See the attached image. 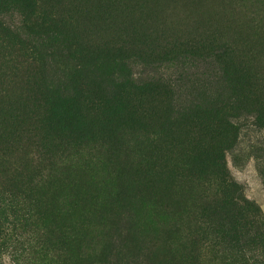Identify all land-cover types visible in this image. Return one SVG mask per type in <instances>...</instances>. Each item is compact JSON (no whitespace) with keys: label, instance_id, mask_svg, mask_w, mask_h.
<instances>
[{"label":"rangeland","instance_id":"374dc122","mask_svg":"<svg viewBox=\"0 0 264 264\" xmlns=\"http://www.w3.org/2000/svg\"><path fill=\"white\" fill-rule=\"evenodd\" d=\"M162 1L39 0L34 16L3 15L19 39L0 38V264H177L176 236L150 214L171 190L164 177L139 187L133 174L161 160L171 170L194 147L212 111L233 100L227 72H240L249 100L264 105V0ZM97 57L122 69L109 87L90 85L103 74ZM82 68L93 72L79 92L85 105L125 84L137 117L48 125L46 88L70 96ZM250 109L230 112L239 133L225 162L264 216V129Z\"/></svg>","mask_w":264,"mask_h":264},{"label":"trees","instance_id":"16d2710c","mask_svg":"<svg viewBox=\"0 0 264 264\" xmlns=\"http://www.w3.org/2000/svg\"><path fill=\"white\" fill-rule=\"evenodd\" d=\"M38 1L0 0V38L3 41L19 39L2 21L8 9L19 10L26 17L34 16L36 12L33 8H36ZM39 22L34 23L37 24L34 26L36 29ZM17 45L23 46V43L18 42ZM91 61L103 74L99 81L94 79L97 82L93 81L90 85L101 83L109 87L111 80L116 79L114 76H121L122 69L117 63L98 57ZM92 74L83 68L75 72L71 79L73 91L70 96L63 94L64 86H51L56 87L54 90L46 88L43 107L48 125L66 131L84 129L96 122L104 125L113 121L114 115L125 112L137 117L134 103L139 101L134 99L136 94L125 84H116L109 99L98 98L85 105L79 92L84 81ZM240 74L235 70L227 72V81L234 87L232 102L212 111L213 117L205 123L201 132L203 136L175 161L171 170L164 167L165 160H159L160 165L152 164L151 167L155 169L151 172L138 170L133 174V180L137 176L139 187L146 177L147 185L153 179L164 177L168 184L166 187L171 190L172 197L168 200L160 198L162 206L156 203L150 214L157 218L156 224L161 226L165 236H176L173 241L176 244L174 260H178L177 264H201L199 260L206 255L212 260H221L223 264H264V216L260 208L244 196L242 187L232 179L225 162V153L234 148L239 133V127L231 122L237 117L230 112L251 111L250 108L256 105L258 109L253 112L255 125L264 129V105L249 100L242 83L244 77ZM158 90L152 86L140 89L148 92L147 96H153ZM156 97L158 94L153 99ZM146 156L151 157L152 154ZM189 229L192 236L187 240L186 231Z\"/></svg>","mask_w":264,"mask_h":264},{"label":"bare ground","instance_id":"6f19581e","mask_svg":"<svg viewBox=\"0 0 264 264\" xmlns=\"http://www.w3.org/2000/svg\"><path fill=\"white\" fill-rule=\"evenodd\" d=\"M178 1L180 2V0H178ZM186 1H187V0H186ZM186 1H184V2H186ZM162 2H164V3H168L167 0L162 1ZM162 2H161V3H162ZM184 2H183V3H184ZM189 2L191 3L190 0H189ZM164 3H163V4H164ZM169 3H170V1H169ZM171 3H172V2H171ZM190 3H189V4H190ZM196 3H197V2H196ZM172 4H173V3H172ZM174 4H175V3H174ZM174 4H173V6H174ZM179 4H182V3H179ZM185 4H186V3H185ZM189 4H188V5H189ZM177 5H178V3H177ZM191 5H192V4H191ZM194 5H195V4H194ZM170 7H171V5H170ZM179 7H180V6H178V8H176V6H175V8H176L177 10L179 9ZM184 7L186 8V7H189V6H184ZM163 8H164V7H163ZM166 8H167V6H166ZM166 8H164V9H166ZM185 8H184V10H186ZM167 9H169V8H167ZM180 10H181V9H179V12H180ZM184 10H183V11H184ZM193 10H195V9L193 8ZM168 11H169V10H167V12H168ZM173 11H174V10H173ZM171 12H172V11H171ZM175 12H176V11H175ZM169 13H170V12H169ZM181 13H182V11H181ZM170 14H171V13H170ZM175 14H176V13H175ZM177 14H178V13H177ZM185 14L187 15V14H189V13H187V11H186ZM185 14H184V15H185ZM172 15H174V14L172 13ZM181 15H183V14H181ZM181 15H180V17H181ZM184 15H183V17H184ZM186 15H185V16H186ZM174 16H176V15H174Z\"/></svg>","mask_w":264,"mask_h":264}]
</instances>
